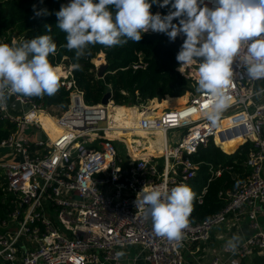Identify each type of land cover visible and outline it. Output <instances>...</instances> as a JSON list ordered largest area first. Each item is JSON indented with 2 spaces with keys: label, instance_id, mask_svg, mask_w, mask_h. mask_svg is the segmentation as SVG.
<instances>
[{
  "label": "built area",
  "instance_id": "obj_1",
  "mask_svg": "<svg viewBox=\"0 0 264 264\" xmlns=\"http://www.w3.org/2000/svg\"><path fill=\"white\" fill-rule=\"evenodd\" d=\"M204 3L216 6L215 0ZM33 37L17 34L0 42ZM244 54L242 49L239 56ZM239 56L228 89L232 100L214 124L206 115L212 101L202 90L187 92L184 104L164 106L159 115L152 104L138 107L147 114L139 120V129L163 136L158 156L142 151L133 157L127 149L123 156L114 143L121 141L107 135L113 129L108 108L113 101L85 104L73 79L75 66L65 65L66 57L56 65L64 71L60 86L70 91L66 110L35 96H9L0 107V121L14 125L0 141V264H187L185 251L208 242L211 230L229 219L236 225L246 220L250 233L235 249L224 243L223 260L214 256L198 264H232L235 256L264 252V79L249 78ZM198 64L194 60L180 69L179 62L175 68L193 88ZM40 113L54 120L58 135L48 136L37 120ZM23 126L32 128L31 135L22 133ZM216 137L242 138L236 149L247 141L252 144L245 162L250 174L224 192L226 204L217 214L188 222L179 241L156 234L151 217L135 204L137 192L143 186L171 189L189 183L198 167L189 156L209 141L222 150ZM205 192L206 187L198 203Z\"/></svg>",
  "mask_w": 264,
  "mask_h": 264
},
{
  "label": "clouds",
  "instance_id": "obj_2",
  "mask_svg": "<svg viewBox=\"0 0 264 264\" xmlns=\"http://www.w3.org/2000/svg\"><path fill=\"white\" fill-rule=\"evenodd\" d=\"M156 3L160 7L171 3V8L167 14L153 13L150 9ZM215 4L209 7L204 0H69L56 16L58 27L66 33V47L74 49L77 57L90 45L138 42L149 30L165 33L171 40L182 33L176 60L180 69L199 60L197 86L212 101L206 115L214 124L232 100L228 89L233 62L242 49L245 54L239 58L248 77L264 79V0H215ZM41 12L47 10L36 15ZM56 48L50 32L30 40L0 42V107L13 94L41 96L58 91L59 70L49 60ZM193 198L187 184L171 189L143 186L135 204L151 217L156 234L179 241ZM228 246L235 249V239Z\"/></svg>",
  "mask_w": 264,
  "mask_h": 264
},
{
  "label": "trees",
  "instance_id": "obj_3",
  "mask_svg": "<svg viewBox=\"0 0 264 264\" xmlns=\"http://www.w3.org/2000/svg\"><path fill=\"white\" fill-rule=\"evenodd\" d=\"M64 3V0H0V33L12 30L30 37L50 32L57 44L55 53L49 55L50 63L56 66L61 63L63 57H66L63 61L67 65L79 64L78 68L74 67L72 73L77 88L83 94L85 104L89 106L99 104L109 88L110 100L114 105H142L149 100L157 99L159 102H151L153 107L159 108V113L160 108L166 105L179 107L184 104L187 96H181L185 93L200 90L197 85L193 88L191 81L175 70L179 63L176 55L184 40L182 33L175 40H171L165 33L149 30L138 42L128 39L127 43L111 47L101 44L90 45L85 54L77 57L74 49L66 47V33L58 27L56 12ZM170 8L171 3L165 7H160L159 3H156L152 5L150 11L167 14ZM43 9L47 12L36 15L37 11ZM175 22L178 21L174 20ZM101 53L104 55L107 68L102 78H97L92 60ZM195 61L199 63L198 59ZM135 64H139L140 67L133 69L132 66ZM69 94L70 91L62 88L59 82L55 94H44L35 98L47 105L66 110L70 104ZM166 96L181 98L169 99ZM13 129L14 125L0 121V141ZM120 138L127 139L125 135ZM215 142L221 145L223 151L209 141L189 156L198 165L195 176L187 183L194 193L188 221L190 223L203 221L217 214L226 204L224 192L237 187L250 174V169L245 165L252 147L249 141L231 152L227 151L228 144L220 138L216 137ZM114 143L123 150V156H127L125 144L122 141ZM215 171H219L220 175H212ZM204 187L206 192L202 202L198 203L197 197ZM220 193L222 195H219ZM1 201L0 192V208Z\"/></svg>",
  "mask_w": 264,
  "mask_h": 264
},
{
  "label": "bare ground",
  "instance_id": "obj_4",
  "mask_svg": "<svg viewBox=\"0 0 264 264\" xmlns=\"http://www.w3.org/2000/svg\"><path fill=\"white\" fill-rule=\"evenodd\" d=\"M104 62L103 55L99 54V57L94 60V63L96 65L101 64ZM59 70V75H64V71L62 67H57ZM187 96V94H186ZM111 105L113 103H110ZM110 108V118L112 119L113 123V129L110 130L109 133H107L108 136H112V138H117L118 136L126 135L127 140H124L123 143L125 146L130 148L129 150L131 156L137 157L139 156V153L137 154V151H140L143 149V151H146L148 153H152L155 156L160 155L163 150L161 147V142L163 140V136L160 132H147L144 130L139 129L138 124L139 120L142 118V116L147 114L140 113L136 107H126V106H108ZM160 113V112H159ZM158 112H156V115H159ZM39 118L44 120L45 127H49L50 130L53 131V128L56 126L52 125L53 123L49 116L44 115L43 113H40L38 115ZM49 122L51 125L48 126L46 123ZM227 121H222V125H226ZM58 135L60 133V129L58 128ZM56 135H48L50 138L55 137ZM129 138H134L135 140H131V145L133 147L138 146V149L140 150H132V146L128 142ZM234 140V141H233ZM242 138H234L232 140H226L227 144H233V145H239L240 142H242ZM137 148V147H135Z\"/></svg>",
  "mask_w": 264,
  "mask_h": 264
},
{
  "label": "crops",
  "instance_id": "obj_5",
  "mask_svg": "<svg viewBox=\"0 0 264 264\" xmlns=\"http://www.w3.org/2000/svg\"><path fill=\"white\" fill-rule=\"evenodd\" d=\"M166 97L167 98H178V97H169V96H166ZM149 101L159 102L157 99H152ZM166 106H170V104ZM37 120L42 123L45 129V132H47L48 135H56L54 130L52 131L50 130L49 127H45V124H44L45 122L43 119L37 117ZM128 142L131 145V139H129ZM135 147L132 146L133 148L132 150H140L138 149V146H135ZM126 149L128 151L131 150L127 146H126ZM140 152L141 151H137V154L138 153L140 154ZM238 224L239 225H236V222H234V220L229 219L225 223L221 224L220 226L213 228L214 230L213 229H212L213 231L211 230L212 233L210 232V239L208 242L198 244L196 246L191 247L190 250L185 251L184 257H185L187 264H198L200 261L206 262L214 256H217L223 260L225 258V254L222 249V246L224 245V243L226 242L229 243L230 241H233L235 239V242L238 244L245 235L250 233V229L247 226L246 220L244 219L240 220ZM192 252H194V254ZM254 253H257V254L253 256L251 255V256H248V258L246 257L242 259H239L238 257L235 256L232 258L231 262L232 264L237 263V262H239L238 264H264V252L255 251Z\"/></svg>",
  "mask_w": 264,
  "mask_h": 264
},
{
  "label": "rangeland",
  "instance_id": "obj_6",
  "mask_svg": "<svg viewBox=\"0 0 264 264\" xmlns=\"http://www.w3.org/2000/svg\"><path fill=\"white\" fill-rule=\"evenodd\" d=\"M65 1V3H64V5H66L68 2H69V0H64ZM3 32V33H2ZM1 33H0V41L2 40V38H7L8 36H11L10 37V39L14 36V37H16V35H17V33L16 32H13L12 30H6V31H2ZM21 34H25V33H21ZM103 55V54H102ZM99 57V54L97 55V56H95V58L92 60V62H93V64H95L94 63V60L95 59H97ZM103 59H104V55H103ZM65 65H67L66 63H64ZM96 65V64H95ZM97 67H95V69H96V71H97V69H98V66L99 65H96ZM187 94V93H186ZM186 94H184L183 96H181V97H185V95ZM181 97H178V98H181ZM187 97H188V94H187ZM178 98H169V99H178ZM152 104V102L151 101H147L145 104H142V105H134V106H126V107H136L137 109H138V107H143V108H145L147 105H151ZM108 106H115L114 104H110V105H108ZM167 107H171V106H166V108ZM178 107V106H177ZM139 111V110H138ZM158 112V111H157ZM53 123H51L52 125H54V126H56V124H55V122H54V120H51ZM48 126H50L51 124L49 123V122H47L46 123ZM53 130L55 131V133L57 134L58 133V127L56 126L55 128H53ZM33 132V130H32V128H30V127H27V126H23L22 127V133H24L25 135H27V136H29V135H31V133ZM41 137H42V135H40ZM121 136H123V134L121 135ZM121 136H118L117 138H115L116 140H119V141H124L122 138H120ZM126 136V135H125ZM169 136H170V140H171V138L172 139H174L172 136H171V134H169ZM127 138V137H126ZM129 139H131V138H129ZM127 140V139H126ZM236 147H237V145H233V144H228L227 145V148H228V152H231V150H235L236 149ZM141 152L143 151V150H140ZM140 152V153H141ZM214 230V229H213ZM212 230V231H213ZM212 231H211V233H212ZM129 252H130V256H132L133 254H134V249L131 247V248H129ZM259 253V252H258ZM257 253H254L253 255H256ZM252 255V256H253ZM248 258V257H247Z\"/></svg>",
  "mask_w": 264,
  "mask_h": 264
},
{
  "label": "water",
  "instance_id": "obj_7",
  "mask_svg": "<svg viewBox=\"0 0 264 264\" xmlns=\"http://www.w3.org/2000/svg\"><path fill=\"white\" fill-rule=\"evenodd\" d=\"M107 68V64L105 62H103L102 64H99L98 69L96 71V76L97 78H102V75L104 73V71ZM110 99V92H109V88L106 90V93L103 95L100 104L101 105H106L108 103ZM235 151V150H234Z\"/></svg>",
  "mask_w": 264,
  "mask_h": 264
}]
</instances>
